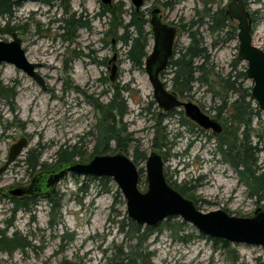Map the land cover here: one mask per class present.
<instances>
[{"label":"rangeland","instance_id":"1","mask_svg":"<svg viewBox=\"0 0 264 264\" xmlns=\"http://www.w3.org/2000/svg\"><path fill=\"white\" fill-rule=\"evenodd\" d=\"M52 1L51 4L39 0L23 3L16 8L13 21L15 25L27 26L25 31L17 32L29 61L41 64L38 73L44 78L47 90L15 66L0 65V169L7 161L10 147L23 137L29 140L23 155L0 175V229H5L14 208L12 201L2 193L10 196L12 189L29 185L34 176L40 174L39 168L31 174L24 165L28 153L37 150L41 153L40 163L53 165L54 155L61 147L77 145L88 157L94 145L90 133L99 123L95 103H108L116 85L127 89L122 92L128 107L123 124L129 135L128 156L132 160L137 151L145 153L147 158L157 151L154 142L162 144L166 133L172 145H169L170 150L163 149L161 153L169 184L195 187L190 193L203 213L223 210L235 217H252L259 206L249 197L247 187L239 182L235 169L223 163L216 153L215 141L209 139L213 133H199L187 123L190 120L182 108L173 111L177 112L173 116L159 109L145 60L143 68H136L127 55L128 48L119 41L124 34L123 25L130 22L136 11L132 0H111L110 6L104 5L102 0ZM145 1L140 12L149 20L152 9L159 8L163 22L178 29L175 54L188 47L190 34L198 31V38L203 39L209 49L210 65H215L222 75L231 71L238 59V22L231 21L229 29L225 30L226 33L237 29L236 36L224 41V34L222 38L213 37L206 25L189 27L191 21L199 20L198 12L204 10L201 0H177L172 8L163 6L168 0ZM230 2L217 0L213 8L226 9ZM103 8L114 13L102 17ZM247 9L254 14L253 44L264 50V0H248ZM72 15L85 26L80 27L74 37H63L57 21ZM0 40L11 41L12 37L0 34ZM152 49L151 38L148 55ZM114 57H117L114 63L117 70L113 74ZM246 71L247 64L240 62L234 75ZM172 78L173 69L169 66L161 80L170 91ZM240 81L248 88L253 87L247 75ZM182 100L198 105L211 118L220 105L207 87L199 83L195 84L190 98ZM253 127L263 134V111L255 117ZM253 139L257 144L258 138ZM111 146L114 148L115 144ZM259 148L264 149V142L259 143ZM260 163H264V150L260 152ZM137 167L141 171L139 189L145 193L148 188L146 160L139 161ZM100 180L70 174L56 184L48 197L37 198L30 204V211L18 210L6 236L17 232L27 238L32 247L12 253L0 251V264H61L65 261L118 264L125 255L135 258L132 251L136 244L143 255L140 264H264V248L229 243L227 250L188 223L183 234L190 236L185 240L161 229L142 241H131L129 227L125 233L120 231L121 222L127 224L130 220L122 193L113 179L104 185Z\"/></svg>","mask_w":264,"mask_h":264},{"label":"trees","instance_id":"2","mask_svg":"<svg viewBox=\"0 0 264 264\" xmlns=\"http://www.w3.org/2000/svg\"><path fill=\"white\" fill-rule=\"evenodd\" d=\"M39 1L51 4V0ZM203 1L204 10L203 12H198L199 20L191 21L189 27L195 25L202 27L206 25L207 31L213 37L218 36L222 38L221 35L224 34L225 38H222L224 41L235 37L237 29L225 33V30L229 29L231 21H233L226 15V9L221 7L214 9V3L217 0ZM209 5L211 6L209 7ZM19 6V3L13 0H0L1 35L8 34L12 36L14 32L25 31L27 29V26L22 27L13 24L15 10ZM172 6L173 4L170 2L164 4V7L172 8ZM135 12L131 15L130 22L123 25L124 34L119 38V41L128 48L127 55L135 67L143 68L144 60L148 56L147 49L152 38V33L148 29L149 19L146 14L143 12ZM109 13H111L110 10L103 8L100 16L104 17ZM113 13L114 11L111 14ZM75 20L74 16L68 19L63 16L62 19L57 21L59 29L64 32L63 37H73L75 29L85 26ZM2 21L4 24L1 23ZM198 35V31L192 32L190 34V45L182 49L179 53H174L169 63V66L173 69V78L171 79L172 91L179 98L187 99L190 98L195 84L199 83L201 86L207 87L208 92L213 94L215 101L219 100L220 105L216 108L217 112L214 119L220 122L223 130L218 135H209V139L215 141L216 153L221 157L222 162L229 164L238 173L239 182L247 187L249 197L254 199L259 207L264 208V163H260V152L264 149L259 148V143L264 142V136L253 127L254 119L260 115V110L252 99V88L246 87L243 81H240L247 74L240 72L234 75V71L237 70L238 64L241 62L239 58L232 64V69L227 75L219 73L215 65H210L211 56L209 49L205 46L203 39L198 38ZM175 56L178 57L174 59ZM198 60L201 61V64H198ZM125 91H127L126 88H120L116 85L108 103H95L94 107L99 116V123L95 125L93 131L90 133L94 137V145L88 157L82 153L81 148H78L77 145L61 147L54 155L55 163L48 165L47 163H40L41 153L39 151L32 150L24 160V165L27 170L32 174L39 168L40 173H46L55 170L61 165L73 163L76 159L82 162H89L97 155L115 154L118 152H123L128 155L127 143L129 141V135L123 124V120L128 113L127 103L122 95V92ZM231 96H235V98L232 100ZM174 114H177V112H172L167 116H173ZM187 123L196 127L199 133L205 132L193 122L187 121ZM254 136L258 138L257 144L254 143ZM112 143L115 144L114 148L111 146ZM169 145H172V143L168 140V135L165 133L163 143L158 144L156 140L153 147L161 152L163 149L170 150ZM141 160H147V155L137 151L133 161L137 165ZM100 181L104 185V182L107 183L111 180L104 178ZM172 187L187 199L192 200L198 207L199 202L190 193L195 187H189L187 185ZM35 201V198L28 201L12 200L14 205L12 210L13 215L10 219L6 220L5 229L0 230L1 251L12 253L15 250L25 251L32 247V243L28 242L27 238H24L19 233L15 232L11 237H7L6 232L9 228L13 227L16 212L18 210L30 211L32 209L30 204ZM50 224L53 225L54 221H50ZM126 227L130 228L129 238L135 242L142 241L146 236H150L161 229L168 230L179 240H185V238L190 236L183 234L186 232L187 223L182 220L172 221V219H168L160 225V228L141 227L132 220H129L127 224L123 221L121 222L120 231L125 233ZM210 240L214 241L215 244H222V247L227 250L230 249V244L225 240L212 238ZM132 255L135 256L134 259L131 255H125L118 264H140L139 260L141 261L143 259V255L139 251L137 244L133 247ZM61 264L73 263L65 261Z\"/></svg>","mask_w":264,"mask_h":264},{"label":"water","instance_id":"3","mask_svg":"<svg viewBox=\"0 0 264 264\" xmlns=\"http://www.w3.org/2000/svg\"><path fill=\"white\" fill-rule=\"evenodd\" d=\"M27 3L34 0H13ZM111 5V0H102ZM136 11H140L145 0H132ZM161 10L153 8L150 31L153 49L145 60V70L154 89V100L159 109L166 113L182 108L188 120L204 131L218 135L223 128L219 121L204 113L193 102H184L170 91L161 80L174 56L177 28L162 20ZM226 15L238 22V58L247 64L246 74L253 81L251 96L258 109L264 112V50L253 44V20L245 0H232L226 7ZM11 41L0 40V65L10 64L32 78L44 91V78L38 73L41 64L32 63L23 48V41L17 32ZM114 57L113 61H115ZM117 67L114 66L113 74ZM111 80H114L112 75ZM264 136V129H263ZM29 147V140L21 138L9 150L0 175L14 164ZM164 159L160 151H154L146 160L148 188L145 193L139 189L140 170L136 163L123 152L95 156L89 162L75 161L61 165L51 172L41 173L33 178L29 187H17L10 191L12 197L25 195H49L52 188L70 174L97 179H113L122 193L127 206L128 217L141 227L156 228L169 218L179 217L194 226L203 236L225 240L232 244H247L264 248V208L255 210L252 217H235L223 210L203 213L192 200L175 190L164 173ZM44 185V187L42 186Z\"/></svg>","mask_w":264,"mask_h":264},{"label":"flooded vegetation","instance_id":"4","mask_svg":"<svg viewBox=\"0 0 264 264\" xmlns=\"http://www.w3.org/2000/svg\"><path fill=\"white\" fill-rule=\"evenodd\" d=\"M35 1V0H34ZM232 1V0H231ZM53 1L51 0V3H52ZM103 2V1H102ZM167 2H170V3H172V4H176L177 3V0H168ZM167 2H165V3H167ZM201 2H202V4L204 3V1L203 0H201ZM245 2H246V4H247V8H248V0H245ZM19 3V5L21 6L23 3H20V2H18ZM165 3H163V6H164V4ZM231 3V2H230ZM229 3V4H230ZM104 4V3H103ZM145 4H146V1H145ZM228 4V5H229ZM105 5V4H104ZM227 5V6H228ZM107 6H110V5H107ZM211 5H209V7H210ZM161 10V9H160ZM141 11V10H140ZM140 11H136V12H140ZM152 11H153V9H152ZM152 11H151V14H152ZM251 13V12H250ZM253 13H251V16H252V20L254 21V19H253ZM72 16H74L75 17V15H72ZM160 16H162L161 15V13H160ZM71 17V16H70ZM70 17H68V18H70ZM105 17V16H104ZM67 18V19H68ZM75 19H76V17H75ZM151 19V18H150ZM77 21H79L80 23L79 24H85L84 22H82V20L81 19H76ZM75 20V21H76ZM149 27H150V20H149ZM175 27V26H174ZM81 28H83V27H81ZM176 28V27H175ZM79 30V28H77V29H75V32H74V36H75V33L77 32ZM177 31H178V29H177ZM72 34V33H71ZM73 36V37H74ZM152 37V36H151ZM152 40H153V37H152ZM153 45H154V43H153ZM175 47V46H174ZM148 57V56H147ZM117 58V57H116ZM146 60V59H145ZM115 61H117L116 59H115ZM115 61H112L111 62V65H113V66H115L114 65V63H115ZM169 67V66H168ZM165 73H166V71L165 72H163L162 74H161V77H164L165 76ZM181 99V98H180ZM182 100V99H181ZM183 101V100H182ZM173 111H175V110H173ZM172 111V112H173ZM172 112H169V113H172ZM201 129V128H200ZM18 141V140H17ZM16 141V142H17ZM10 150V149H9ZM8 155H9V153H8ZM8 158V157H7ZM5 163H6V161H5ZM5 163H4V165H5ZM3 165V166H4ZM11 167V166H10ZM9 167V168H10ZM8 168V169H9ZM8 169L6 170V171H8ZM5 171V172H6ZM41 174V173H40ZM36 175H38V174H36ZM35 175V176H36ZM34 176V177H35ZM32 181H33V179L31 180V182H30V184L29 185H26V186H23V187H29L30 185H31V183H32ZM43 187H44V185H42ZM19 187H21V186H19ZM56 187V185L52 188V190H51V192L49 193V195L53 192V190H54V188ZM10 194V193H9ZM2 195L4 196V197H7V198H9L11 201L13 200V199H17V200H23V201H28V200H31L32 198H35V199H37V198H45L46 196H48L47 194H44V193H41L40 195H38V196H34V195H25V196H23V197H12L11 195L9 196V195H7V194H5V193H2ZM10 197H12V198H10ZM0 230H2V229H0ZM1 251V250H0ZM7 252V251H6Z\"/></svg>","mask_w":264,"mask_h":264}]
</instances>
